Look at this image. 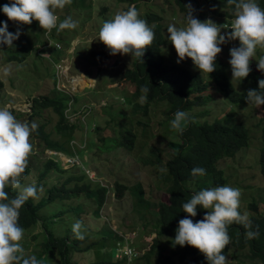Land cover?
<instances>
[{"label": "rangeland", "instance_id": "obj_1", "mask_svg": "<svg viewBox=\"0 0 264 264\" xmlns=\"http://www.w3.org/2000/svg\"><path fill=\"white\" fill-rule=\"evenodd\" d=\"M12 2L13 0H0V7ZM135 2L134 6L140 16L145 10L155 11L162 16L158 20L164 36L161 52L167 61L178 62L175 49L168 40L167 27L175 24L181 28L185 27L186 23L174 1L135 0ZM132 5L133 3L128 4L126 1L117 0H72V3L63 9H57L56 14L60 21L71 17L77 22V27L65 30L54 28L51 32L43 30L36 20H33L31 24L10 21L1 11L4 22L10 25L13 32L19 29L21 33L9 48L14 51L17 49L19 56L23 55L24 58L18 61L2 60L4 51H6L5 54L9 51L7 48L3 51L0 47V79L2 81L0 107L8 106L22 111L23 114L18 115L17 120L23 121L24 112L29 110L32 96L48 94L55 89H62L69 95L73 91L74 96L73 103L71 104L68 99V106L63 111L66 113L67 120L76 124L68 140L73 147L67 145L69 150H73L70 154L76 155L77 162L67 163L68 157L65 155L68 156V154L43 147L40 142H35L33 139L31 140L33 154L28 159L30 170L21 180V184H35L36 174L41 169L42 161L50 157L58 160L59 165L65 169L63 171L50 169L46 173L42 182L40 180L37 186V199L45 196L46 189L52 184L59 185L66 177L78 175L80 171L89 179L97 180L108 187L103 202L99 205L93 196L89 195L90 192L79 191L78 195L69 198H54L37 210L38 219H46L45 224L47 228H50L53 236L62 234L69 236L73 232L72 225L77 221L81 222V232L85 237L78 245L83 246L92 240L94 243L88 249L70 248L69 256L77 262L84 263L113 251L112 240L107 238L104 246L100 244V236L108 234L110 228L126 237L136 251L142 252L148 247L154 233L151 230L153 220L149 211L151 206L147 207L146 202H156L152 201L154 199H150L148 195L166 200L165 186L168 174L160 167L162 163L148 164L143 160L150 157L152 150H158L162 156L161 159H164L169 151H173L176 142H179L177 131L170 125L173 114L172 112L168 115L165 113L168 106L164 100L150 102L144 112L137 108L144 101L141 95H137L133 102H127L131 96L132 86L127 84L120 86L121 81L117 77L122 68L130 65L132 56L130 54L111 55L108 49L107 59L98 61L97 57L90 53V50H96L100 44L98 32L102 24L112 19L118 12L127 11V8ZM231 14L232 22L235 18V11ZM208 19L217 25H222V22L226 20L222 15L206 16L205 20ZM229 32L231 31L221 29V35ZM238 46V40L228 41L220 45L222 51L219 55L226 62L227 75L233 86L237 90L247 92L255 88L256 79H264V72L257 70L256 62L260 56L264 55V47H257L256 55L250 64L252 71L248 77L239 81L232 80L231 66L228 63L229 49ZM179 62L184 63L193 71H199L190 58L186 57ZM86 72L89 75H86ZM201 73L206 78V73ZM70 76L76 77L74 81H71ZM55 77L58 79L57 83ZM209 83H212L211 80ZM210 88L213 95L210 101L202 105H193L185 112L188 115L193 114L192 116L198 120L217 118L223 123H241L247 128V144L237 149L233 155L219 158L217 166L221 169V175L225 179L221 186L239 188L241 214L249 215L250 211L246 204L250 200L256 202L259 210H263V181L258 172L257 148L260 144V124L264 123V108L257 107L247 100L236 104L229 103L222 94L214 91L213 85H210ZM82 105H84L83 108L91 107L89 110L86 109L88 112L80 113ZM100 108H102V113L97 112ZM200 111L203 113L200 114ZM38 114L40 119L45 120V130L51 131V137L63 140L65 136H60L53 130L57 118L53 109L39 108ZM93 125L98 126L97 130ZM120 129H131L134 132V142L130 149L116 146L108 141L112 140ZM158 138L169 142V146L160 142ZM84 168L87 170L84 171ZM115 181L125 186L120 195L115 193L113 187ZM135 182L140 184L143 193L144 199L139 201L135 199L136 195L133 192L132 185ZM207 182H209V177L203 175L186 181L185 185L195 188ZM73 183L70 180L65 185L71 186ZM61 208L63 213L55 215L54 212ZM43 234L44 231L39 221L24 229L20 244L25 254L40 253L39 243ZM230 250L233 252L227 256L230 264H257L244 257L243 250L233 251L232 248ZM49 253L52 256L50 262L59 261L60 255L56 250ZM134 260L135 258L131 264H134ZM175 264L179 263L176 261Z\"/></svg>", "mask_w": 264, "mask_h": 264}, {"label": "trees", "instance_id": "obj_2", "mask_svg": "<svg viewBox=\"0 0 264 264\" xmlns=\"http://www.w3.org/2000/svg\"><path fill=\"white\" fill-rule=\"evenodd\" d=\"M117 1H126L128 4L133 3V5L136 4L135 0ZM173 1L179 12L182 13V18L186 24V5H191L192 15L201 22L205 21L206 16L222 15L226 18V20L222 22V25L226 26L231 24V13L235 11L234 5H229L227 0ZM256 2L261 8H264V0H256ZM161 17V15L152 10H145L140 16L141 19L146 20L148 26L154 31L155 39L150 47L145 50L141 60L132 56L130 65L122 68L119 72L117 78L121 81L120 86L126 84L132 86L131 96L127 102H133L137 95H141L142 97L146 95V99H143L144 101L142 104H139L137 108L144 112L146 106L150 102L164 100L168 106L167 112L165 113L167 115L170 114V112L174 114L177 110L186 111L193 105H202L210 101L213 96L210 91V85H213L214 91L220 95L222 94L229 103L236 104L245 102L247 92L237 90L233 86L227 75L226 62L219 54L215 61V71L209 74L206 73V78L200 71H193L182 62H169L166 60L161 52V45L164 41L161 24L158 21ZM0 22H4V16L1 11ZM224 29L231 31L230 28ZM7 31L14 33L10 25H8ZM0 47L3 51L6 48L9 51L6 54V51H4L2 60L18 61L24 58L23 55L19 56L16 52L17 49L14 51L3 44H0ZM90 53L96 56L98 61H103L109 56L108 49L101 42L98 48L96 50H90ZM85 74L89 75L88 72ZM54 80L55 78L53 81ZM209 80H211V84ZM259 80L260 79H256L254 81V89L264 93V90L258 89ZM1 86L2 81L0 79V87ZM145 87L148 88L146 94L142 92V88ZM72 92L69 95L61 89H55L52 90L51 93L39 94L31 97L30 107L27 112H24L25 117L23 121L27 120L38 124V129L32 133V141L34 139L35 142H40L43 147L63 151L68 155L73 153V150L71 151V149H68L70 146L73 147V144L69 143L68 140L71 138L76 124L68 121L66 113L63 111L68 106V99H70L71 104L73 103L74 96ZM43 107H50L55 112L57 118L54 122L53 130L58 135L65 136L63 140L52 138L50 134L51 131L45 130V120L42 118L40 119L38 114V109ZM261 107L264 108V105H261ZM10 110L13 112L16 119L18 115L23 114L20 110H15L13 108H10ZM97 112L102 113V108ZM199 113L202 114L203 111ZM192 115L191 113L188 115L189 121L186 123L183 133L177 132L179 142H176L173 151H169L168 155L164 159H161L162 156L159 151L152 150L150 152V157L143 160L144 163L148 164L162 163L160 167L168 174L165 186L167 197L166 200H161L157 198V196L148 195L150 199H154L152 201H156L153 203L150 201L146 202L147 207L151 206L149 210L153 216L151 230L154 234L150 238L148 247L137 254L134 264H175L176 261L179 264H208L204 255L196 248L188 245L181 247L174 243L175 230L179 220L187 217L192 219L193 222H196L201 220L206 212V210L197 206V215L195 217H188L187 214L183 212L182 205L187 202L195 192L208 187L221 186L224 183L225 179L221 175V169L217 166V161L221 157L233 155L237 149L246 145L248 141V130L241 123H223L217 118H212L211 120H198ZM190 116H192V118ZM93 126L96 127L97 130L98 126ZM134 137L135 134L131 129H120L118 134L113 137L112 140L108 141L116 146H123L126 149H130L134 142ZM161 139L158 138L160 142H164L169 146V142L167 143L166 140ZM259 141L260 144L257 148V165L258 172L263 181L264 197V123L260 124ZM195 167H202L206 170L205 175L209 177V182L191 188L186 186L185 182L197 177L191 174V170ZM50 169L63 171L65 168L59 165L58 160L50 157L45 158L42 161L41 169L38 170L36 174V187L39 185L40 180L42 182V178ZM29 170L30 166L28 164L21 180L29 173ZM70 180L74 183L71 186L65 185V183ZM90 184H92L91 187ZM113 187L116 191V195H120L122 188L125 186L115 181ZM132 187L134 195H136L135 199L138 201L144 199L140 184L135 182ZM107 190V186L97 180L89 179L80 171L78 175L66 177L59 185L52 184L46 189L45 196L36 201L30 198L26 202L20 209L18 223L25 229L35 225L37 221H39L44 234L39 243L40 253L35 256L38 261H40V264H123L121 260L113 258L112 252L84 263L72 260L69 256L71 247L80 250L88 249V247L94 243V240L80 246L78 243L83 239H77L73 232H71L69 236L65 234L53 236L50 233V228H47L45 224L46 219H38L37 216V210L46 202L54 198L64 199L76 196L79 191L90 192L89 195H92L97 205H99L103 202ZM6 191H8L10 197L16 194V190L10 187L7 188ZM246 207L250 211L248 216L252 221L251 230H258L259 235L255 239H247L245 237V232L248 231V229H245L243 225L240 224L230 225L228 234L231 237V242L225 247L223 254L226 257L228 254H233L230 248H232L233 251L243 250L244 257H247L253 262L255 261L257 264H264V208L263 210H259L256 202L253 200L248 201ZM61 213H63L62 208L54 212L55 215H60ZM107 233L108 234L100 236V244L103 246L107 238L114 241L119 237L111 228ZM53 250H56L60 255L59 261L56 263L50 262L52 256L49 252ZM26 255L30 256L33 254Z\"/></svg>", "mask_w": 264, "mask_h": 264}, {"label": "clouds", "instance_id": "obj_3", "mask_svg": "<svg viewBox=\"0 0 264 264\" xmlns=\"http://www.w3.org/2000/svg\"><path fill=\"white\" fill-rule=\"evenodd\" d=\"M72 0H13L0 7L10 21L20 24H31L38 21L39 26L48 32L75 29L77 22L71 17L62 21L56 14ZM234 5L235 18L230 27L217 25L211 19L201 22L192 15L191 5H186L185 27L175 24L167 27L168 40L175 49L178 62L190 58L194 66L207 74L216 69V57L222 51L220 45L228 41L238 40V47L229 49L232 80H243L252 71L250 64L256 55L257 47H264V8L256 0H227ZM59 21V23H58ZM7 23L0 22V44L12 47L13 41L21 34L7 31ZM222 28H230L231 32L221 35ZM155 39V33L146 20L141 19L136 7L130 6L127 11L118 12L105 21L99 32L98 40L110 50L111 55L130 54L141 60L145 50ZM257 62V70L264 72V55ZM258 89L264 90V79L258 81ZM145 94L148 88H142ZM146 99V95L142 97ZM246 100L257 107L264 105V93L249 89ZM189 121L188 113L177 110L170 122L171 128L183 133ZM38 129V124L27 120H17L8 106L0 107V264H40L35 255H26L20 244L24 229L19 225L20 209L32 198H38L35 184L22 185L21 178L28 166V159L33 154L31 136ZM193 176H203L206 170L195 167ZM16 190L9 196L7 188ZM42 190V189H41ZM241 192L239 188L224 185L195 192L183 203V212L188 217L197 215V206L206 210L199 221L184 218L179 220L175 230L174 243L181 247L188 245L202 253L208 264H230L223 250L231 242L228 228L232 224L243 225L247 239H255L259 233L253 231L252 221L247 213L241 214ZM80 221L72 225L77 239H84Z\"/></svg>", "mask_w": 264, "mask_h": 264}, {"label": "built area", "instance_id": "obj_4", "mask_svg": "<svg viewBox=\"0 0 264 264\" xmlns=\"http://www.w3.org/2000/svg\"><path fill=\"white\" fill-rule=\"evenodd\" d=\"M53 63H62V62H53ZM65 67L66 66L64 65V68ZM56 76H58V75L56 74ZM55 78H56V83H57L58 82V79H57V77H55ZM70 78H71V81H73V79H74L73 76H70ZM84 105L87 106V104H84ZM84 105L81 106V108L79 110L80 113L86 111V109L89 110L90 107H91V106H89V108H83ZM88 110L86 112H88ZM65 156L68 157L67 158V163L77 162V159H76V155L75 154H70L68 156L67 155H65ZM86 170L87 169L84 168V171H86ZM118 236L119 237L116 238L113 241L112 256L116 260H121L123 262V264H131V261H133V259L137 256V254H139L141 252L136 251L134 249V246L131 243L128 242V240H127L126 237H123L120 234H118Z\"/></svg>", "mask_w": 264, "mask_h": 264}, {"label": "crops", "instance_id": "obj_5", "mask_svg": "<svg viewBox=\"0 0 264 264\" xmlns=\"http://www.w3.org/2000/svg\"><path fill=\"white\" fill-rule=\"evenodd\" d=\"M77 77L79 78V76H77ZM73 78L75 79L76 77H75V76H73ZM74 79H73V81H74ZM97 111H99V109H98Z\"/></svg>", "mask_w": 264, "mask_h": 264}]
</instances>
